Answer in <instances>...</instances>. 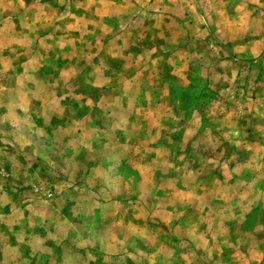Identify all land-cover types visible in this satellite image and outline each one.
<instances>
[{"label": "rangeland", "instance_id": "rangeland-1", "mask_svg": "<svg viewBox=\"0 0 264 264\" xmlns=\"http://www.w3.org/2000/svg\"><path fill=\"white\" fill-rule=\"evenodd\" d=\"M0 264H264V0H0Z\"/></svg>", "mask_w": 264, "mask_h": 264}]
</instances>
